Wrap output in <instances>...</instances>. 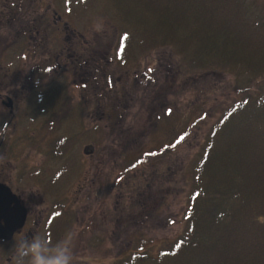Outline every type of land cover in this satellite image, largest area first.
<instances>
[{"label": "rangeland", "instance_id": "1", "mask_svg": "<svg viewBox=\"0 0 264 264\" xmlns=\"http://www.w3.org/2000/svg\"><path fill=\"white\" fill-rule=\"evenodd\" d=\"M233 5L264 26V0ZM0 10V93L13 99L9 110L0 103V155H13L0 179L43 199L34 204L44 218L36 236L54 246L75 234L74 264H156L152 255L184 228L190 190L182 173L191 172L203 135L232 102L234 79L251 75L222 65L183 73L175 44L130 50L129 42L120 58L119 38L129 29L107 0H0ZM187 130L154 167L138 168L133 181L120 176L130 160L125 149L156 151ZM59 136L66 139L56 151ZM6 244L0 264H13Z\"/></svg>", "mask_w": 264, "mask_h": 264}, {"label": "trees", "instance_id": "2", "mask_svg": "<svg viewBox=\"0 0 264 264\" xmlns=\"http://www.w3.org/2000/svg\"><path fill=\"white\" fill-rule=\"evenodd\" d=\"M107 1L129 29L119 38L120 58L129 42L130 50L175 44L183 58L177 68L183 73L189 66L217 70L222 65L231 68L234 76L251 75L240 84L234 79L232 102L203 135L191 172L182 173L190 190L183 211L184 228L153 259L156 264H264V250H256L264 249L263 25L240 17L245 13L235 9L233 0H228L230 9L221 8L219 0ZM241 21L246 27L239 25ZM34 25L39 29L43 24ZM188 133L177 135L172 146L156 151L125 149L123 154L130 160L120 176L133 181L138 168L154 167L158 155L176 149ZM154 172L149 175L151 180ZM128 212L117 210L114 216Z\"/></svg>", "mask_w": 264, "mask_h": 264}, {"label": "clouds", "instance_id": "3", "mask_svg": "<svg viewBox=\"0 0 264 264\" xmlns=\"http://www.w3.org/2000/svg\"><path fill=\"white\" fill-rule=\"evenodd\" d=\"M74 233L68 232L53 246L39 236L24 237L11 249L13 264H74Z\"/></svg>", "mask_w": 264, "mask_h": 264}, {"label": "flooded vegetation", "instance_id": "4", "mask_svg": "<svg viewBox=\"0 0 264 264\" xmlns=\"http://www.w3.org/2000/svg\"><path fill=\"white\" fill-rule=\"evenodd\" d=\"M0 90H2V89H0ZM5 93H7V92H5ZM5 93H0V103L3 106L7 107L6 106V102H9L8 101V98H9L10 101H11V104H12L11 107H12L13 106V99L10 98L9 95H4ZM8 109H9V107H8ZM1 139H3V137ZM1 151L2 150H1V147H0V154H1ZM10 155L13 156L12 153H10V152H8V154H6V155H0V177L4 173V167H2V166H4L5 162L8 163V164H10V162H11L10 159H9V156ZM18 169H22V168H18ZM0 183H3L7 187H9L11 189V191L15 194V197L17 198V200L19 201V203L16 201V203L13 202L11 204L12 209L10 210V212L13 214V218H15V217H17V215H19V213H20L19 208L21 206H22L23 211L25 213V218H24L23 224L21 226H19L18 228H15V230H14V232L12 234V237L9 240L0 239V242L1 243L3 242L5 244L7 243L6 245H9L10 244V246H11V245H14L16 241H19V240H21L22 238H24L26 236L29 237V238L32 237V236H36L38 234L39 228L40 227L42 228V226H43V219L44 218H43V213H42L43 210L42 211L40 210L41 216L40 217H37V216H39V212H37L35 210L34 204L36 203V205L39 206V204H42L43 199L41 198L38 201V199L36 200V197L35 196H32V198H29V197L28 198H25L24 196H21L20 194H18L14 190V188H13L14 187V184H13V182H11V183L4 182V180H1L0 179ZM39 202H41V203H39ZM30 207H33L34 210H35L36 220H35V217L32 216V214H31V208ZM9 219H12V218L7 217V219L5 221H4V219L1 220L2 224L4 225V222L5 223L10 222ZM39 219H40V221H39ZM41 220H42V222H41ZM30 223H31V225H34L35 224V226H37L32 231L30 229V227H31ZM10 246H8L7 253L10 252L11 249H12V248L9 249Z\"/></svg>", "mask_w": 264, "mask_h": 264}, {"label": "water", "instance_id": "5", "mask_svg": "<svg viewBox=\"0 0 264 264\" xmlns=\"http://www.w3.org/2000/svg\"><path fill=\"white\" fill-rule=\"evenodd\" d=\"M16 200L17 199H16L15 195L12 194L10 189L5 185L0 184V220L2 218L6 220L7 217L13 218V214L10 212V210L12 209L11 203H13V202L16 203ZM9 208H11V209H9ZM23 218H24V211L21 212V214L19 216V220L22 222ZM11 221L8 223H5L4 226H2V224L0 222V238H5V239L11 238L15 228H18L21 224V222L18 221L17 218H14Z\"/></svg>", "mask_w": 264, "mask_h": 264}]
</instances>
